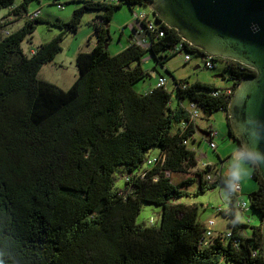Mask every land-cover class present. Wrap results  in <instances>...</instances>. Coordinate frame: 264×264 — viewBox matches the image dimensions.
I'll return each mask as SVG.
<instances>
[{
    "label": "trees",
    "instance_id": "1",
    "mask_svg": "<svg viewBox=\"0 0 264 264\" xmlns=\"http://www.w3.org/2000/svg\"><path fill=\"white\" fill-rule=\"evenodd\" d=\"M17 1L0 0V12L11 9L26 19L0 39V264H264V180L256 165L258 188L245 210L237 208L241 194L228 187L233 169L227 174L207 166L179 185L172 181V175H190L198 167L191 147L199 129L193 111L206 121L225 113L237 83L256 72L217 58L215 63L227 66L221 77L230 87L174 79L173 93L166 87L141 92L138 85L151 78L143 67L150 54L161 67L182 52L192 59L206 56L153 12L142 22L145 45L130 36L122 51L111 53L116 11L127 6L134 15L137 7L149 8L150 0L82 1L64 23L32 19L28 11L35 0ZM87 11L103 14L92 22L95 47L77 56L76 83L65 91L40 80L42 68L62 52L65 37L78 32ZM45 23L60 34L27 55L22 44ZM227 123L234 140L228 118ZM154 148L160 156L150 159ZM121 167L125 184L117 188ZM217 172L210 183L206 177ZM196 182L197 195L220 185L228 192L229 211L219 214L230 230L218 232L209 246L203 245L207 226L199 222L197 207L179 202ZM143 204L163 208L160 226L137 223ZM249 210L258 214L256 226L237 219V211Z\"/></svg>",
    "mask_w": 264,
    "mask_h": 264
},
{
    "label": "rangeland",
    "instance_id": "2",
    "mask_svg": "<svg viewBox=\"0 0 264 264\" xmlns=\"http://www.w3.org/2000/svg\"><path fill=\"white\" fill-rule=\"evenodd\" d=\"M82 1H95L105 2L107 0H35L29 5L28 14L32 15V19L40 15V18L48 22H68L71 20L75 10L81 8ZM20 0L16 4H20ZM39 14H36L37 12ZM34 13V14H33ZM136 14L146 13L149 16L152 15V11L148 7H137L135 9ZM36 14V15H35ZM103 14V12L87 11L81 23L78 32L69 33L63 43L62 52L56 56L53 62L45 65L39 73V79L49 82L58 86L59 88L67 91L77 81L79 72L76 65L77 56L80 53H86L95 47L97 42L94 36V28L92 22L97 20V17ZM134 15L131 10L124 6L116 11L111 22L110 31L112 41L109 49L111 53H116L122 50L127 45L128 38L134 31ZM26 19L23 16L18 17L12 15L10 10H3L0 12V39L20 30ZM61 30L57 27L50 26L49 24H40L35 33L28 37L22 44L24 52L27 55H31L41 46L48 44L55 37L60 34ZM200 66V68H197ZM143 67L149 72L151 78L147 79L144 83L138 85V89L141 92H145L152 87H156L161 75H164L167 79L166 88L173 93L175 87L174 79L187 80L190 84L196 82L214 84L220 88L230 87L232 82L228 79L224 80L221 77L225 72V66L222 62H216L215 69H207L204 61L201 58H195L190 62L185 61V55L179 54L172 59L168 65L162 68L157 65L156 62L149 58H145L143 61ZM157 67V71L154 68ZM155 72V75L154 73ZM228 73L225 77H228ZM226 77V78H227ZM172 103L176 104V96L172 94ZM188 105V103H186ZM196 121L203 127L208 128L212 125L215 131L219 133L214 139L217 145V150L212 148L209 140L201 133L196 134L195 143H191V147L197 151V163L198 167L191 172L190 175L174 174L172 175V181L179 185L184 180L195 176V173L203 170L207 164L211 166L217 165L218 170L227 172L231 169L239 171L243 168L244 176L241 181L237 183L239 187L240 203L246 202L250 205L249 195L258 188V183L254 178V171L251 165H247L245 159H238L235 153L238 151V144L230 138L229 128L227 123L226 114L224 112L214 113L209 121L201 120L197 118ZM149 158L153 159L160 156V151L157 148L152 149L149 153ZM223 161V163L221 162ZM122 173H125V168H118L115 174L117 179V188H123L125 181L122 177ZM211 183V182H210ZM186 192L190 195L182 198L179 202L187 206H196L198 209V220L201 224H206L210 220L216 221L214 230L217 232H228L230 230L228 223L229 220L219 214V208L226 210L229 207V197L226 188L222 185L217 186L215 189H209L205 193L197 192L200 190L199 182L187 187ZM163 208L150 204H143L140 215L137 218L138 224H145L147 226L156 225L160 226L162 221ZM237 219L244 224H248L250 227L258 224V214L252 211H248L242 215L241 211H237ZM251 222V224H249ZM248 234H251V228L248 227Z\"/></svg>",
    "mask_w": 264,
    "mask_h": 264
},
{
    "label": "water",
    "instance_id": "3",
    "mask_svg": "<svg viewBox=\"0 0 264 264\" xmlns=\"http://www.w3.org/2000/svg\"><path fill=\"white\" fill-rule=\"evenodd\" d=\"M149 8L206 55L237 61L256 72L237 83L225 113L234 141L254 156L264 180V0H150ZM149 58L156 62L152 54ZM261 224L264 255V217Z\"/></svg>",
    "mask_w": 264,
    "mask_h": 264
},
{
    "label": "built area",
    "instance_id": "4",
    "mask_svg": "<svg viewBox=\"0 0 264 264\" xmlns=\"http://www.w3.org/2000/svg\"><path fill=\"white\" fill-rule=\"evenodd\" d=\"M40 12H37L36 14H39ZM35 14V15H36ZM147 16H149L148 14L146 13H143V14H134V20H133V24H134V28L136 29V31H133L132 35L131 36H134L135 37V40L137 41V43L139 45H145V28L143 26V21L147 19ZM142 28H144V30H142ZM150 29H153V24L149 26ZM163 35V33L161 34ZM181 54H184L185 55V61L186 62H190L192 60V57L191 55H188L187 53H184L182 52ZM213 59H215L214 57L212 56H208L206 55L205 58H202V60L204 61V64H205V67L207 69H214L215 67V62L213 61ZM167 85V79L165 76L163 75H160L159 77V80H158V84L156 87L160 88V87H166ZM229 94L232 93L231 90L228 91ZM199 114L197 111H193V116L192 118L194 120H196L197 118H199ZM208 133V136H207V139L209 140V143L211 145L212 148L216 149L217 148V145L216 143L214 142V139L218 136V132L215 131L214 129H209L208 131H206ZM207 166H211L210 164H207ZM206 166V167H207ZM205 167V168H206ZM204 168V169H205ZM220 174V172H217L215 175H210V176H207L206 179H208V181H210L211 183H213L216 178L218 177V175ZM235 193H238L239 192V187L237 186V183L235 185V189H234ZM231 201H233V199L235 198V194H231ZM230 201V203H231ZM237 208L239 209H242V210H245L247 208V204L245 202H242V203H238L237 204ZM219 212L221 211H226L228 212L229 210H223L221 208L218 209ZM208 226H207V232H206V235H205V238L203 239V245L204 246H209L212 244L213 240L215 239L216 235L218 234V231L216 232L214 230L215 226H216V221L214 220H210L208 223ZM231 233L228 235L230 236Z\"/></svg>",
    "mask_w": 264,
    "mask_h": 264
},
{
    "label": "clouds",
    "instance_id": "5",
    "mask_svg": "<svg viewBox=\"0 0 264 264\" xmlns=\"http://www.w3.org/2000/svg\"><path fill=\"white\" fill-rule=\"evenodd\" d=\"M246 160L249 162L247 165H255V163L257 162L254 156H251V155L248 156ZM244 174L245 173L243 171V168L239 171H234L228 183L229 189H234V186L236 185V183H238L239 181L243 179Z\"/></svg>",
    "mask_w": 264,
    "mask_h": 264
},
{
    "label": "crops",
    "instance_id": "6",
    "mask_svg": "<svg viewBox=\"0 0 264 264\" xmlns=\"http://www.w3.org/2000/svg\"><path fill=\"white\" fill-rule=\"evenodd\" d=\"M39 12V11H38ZM123 50V49H122ZM122 50H120V51H122ZM120 51H117L116 53H118V52H120ZM90 52V51H89ZM154 73V75H155V72H153ZM155 87V86H154ZM154 87H152L151 86V88L150 89H152V88H154ZM149 89V90H150ZM198 131L197 132H201V131H204V129H203V127H201V125L200 124H198ZM214 129V128H213ZM215 130V129H214ZM218 136H219V133H218ZM218 148V147H217ZM217 148H216V150H217ZM239 148V147H238ZM235 155H236V157L238 158V159H240V160H242V159H244V158H242V156H241V153L239 152V149H238V151L235 153ZM222 163H223V161H221ZM231 170H229V171H227L226 173L228 174L229 172H230Z\"/></svg>",
    "mask_w": 264,
    "mask_h": 264
},
{
    "label": "flooded vegetation",
    "instance_id": "7",
    "mask_svg": "<svg viewBox=\"0 0 264 264\" xmlns=\"http://www.w3.org/2000/svg\"><path fill=\"white\" fill-rule=\"evenodd\" d=\"M227 66H225L226 68ZM239 152L241 153L242 158L248 157V154L243 150L242 147H239Z\"/></svg>",
    "mask_w": 264,
    "mask_h": 264
}]
</instances>
